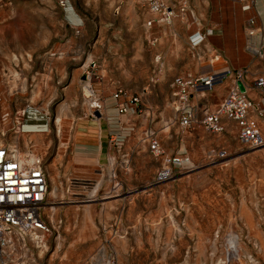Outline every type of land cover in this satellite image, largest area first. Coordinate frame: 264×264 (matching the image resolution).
I'll use <instances>...</instances> for the list:
<instances>
[{
    "label": "rangeland",
    "instance_id": "obj_1",
    "mask_svg": "<svg viewBox=\"0 0 264 264\" xmlns=\"http://www.w3.org/2000/svg\"><path fill=\"white\" fill-rule=\"evenodd\" d=\"M151 1L172 11L168 23L157 22ZM247 19L238 0H10L0 9V141L30 148L47 175L52 231L32 264H264V145H239L232 124L220 135L181 129L171 98L173 79L206 72L213 52L216 72L243 66L264 78V49L251 51ZM195 33L203 41L191 47ZM226 82L203 100L213 106ZM118 91L139 99L135 113L116 112ZM26 107L37 121L21 115ZM102 117L110 148L96 166L95 148L77 146L74 129ZM17 123L46 130L15 135ZM175 156L188 165L165 163ZM230 233L238 258H225Z\"/></svg>",
    "mask_w": 264,
    "mask_h": 264
},
{
    "label": "built area",
    "instance_id": "obj_2",
    "mask_svg": "<svg viewBox=\"0 0 264 264\" xmlns=\"http://www.w3.org/2000/svg\"><path fill=\"white\" fill-rule=\"evenodd\" d=\"M10 0H0L2 9ZM240 10H251V0H238ZM149 11L157 16L158 23H168L172 11L160 1H151ZM150 25V22L147 23ZM260 31L255 26L254 19L248 18L245 28L247 38H255ZM203 37L192 35L189 38L191 47L200 44ZM215 56L208 61V69L202 74H188L174 78L171 87L174 88L171 98L174 112L179 117L181 129L189 131L198 127L211 134H221L225 119L236 126V140L239 145L250 149H258L264 145L257 123L249 116L253 109V102L248 98L243 86L247 77L246 69L215 71ZM231 79L233 84L226 96L212 112L202 110L197 118L195 109L191 106V97L203 96L210 92L214 85ZM253 89L264 100V78H254ZM240 87V89H239ZM89 109L98 113L101 103L93 91L87 95ZM112 99L117 102L115 108L119 115L135 113L139 104L136 96H128L124 92H114ZM22 116L30 121H37L36 111L30 107L23 110ZM26 128H29L28 130ZM44 124L17 123L14 134H28L31 132L44 133ZM148 148L153 157H159L160 151L157 139L152 135L146 136ZM26 148V147H25ZM30 149V148H29ZM19 149L0 141V264H32L33 253L46 249L47 238L52 228L44 220V206L47 195V175L42 159L31 150ZM222 154H218V157ZM175 166L188 165L185 157H172L165 161ZM169 176L168 168H162L156 180L163 181ZM251 263V262H250Z\"/></svg>",
    "mask_w": 264,
    "mask_h": 264
},
{
    "label": "crops",
    "instance_id": "obj_3",
    "mask_svg": "<svg viewBox=\"0 0 264 264\" xmlns=\"http://www.w3.org/2000/svg\"><path fill=\"white\" fill-rule=\"evenodd\" d=\"M260 1H261V9L256 7V0H251V4H252L251 10L244 12V13L248 14V18L252 17L254 19L255 26L260 31L259 35L256 36L255 38H249V39L247 38L251 51H262L264 49V28L262 27L259 16H258L260 14V12L264 11V0H260ZM240 7H241V4H240ZM195 34L200 36L199 33H195ZM235 51L237 53L240 52V48H238V47L235 48ZM228 52L229 51H227L226 53H228ZM211 56H213V57L218 56L219 57L218 60L214 61V66H215V68L218 69L217 63L221 64L219 62V60H221L220 54H216L215 52H213ZM210 57H209V59H210ZM213 57H212V59H213ZM212 59H210L208 61H211ZM243 68H245L248 72L247 77L244 79L243 86L246 88L248 98L251 101H254L253 98H255V96H257L256 95L257 92H256V90L253 89L252 81L257 76H255L256 74L253 73L251 70H248L246 67L242 66L239 69H243ZM236 70H238V69H236ZM226 81L227 82L224 85V88L221 90V94L219 95V98L215 102H212L213 106H211V104H209V101H207L206 98H205V101L203 100L204 95L203 96H195L194 95L193 97H191L190 103H191V106L195 109L196 115L198 118H200V116H201V114L200 115L198 114V112L200 113V109H202V110L206 109L209 112H212L213 110H215V108L218 106V104L221 102V100L226 96L228 90L230 89L231 85L233 84L231 79L226 80ZM225 89H226V92L224 91ZM256 107L259 109L262 107L264 109V100H259V102H257V104H256ZM255 115L256 114L254 113L253 110L251 112H249V116L252 119H254L255 122L257 123L256 117H258L260 115H257V116H255ZM261 117H262V115H261ZM221 122L224 126V132H225L226 127L229 126L230 124H232L234 126V129L236 130V126L234 123L229 122L225 119H222ZM257 126H258V124H257ZM258 128H259V126H258ZM26 129L28 130L29 128H26ZM120 129H122V126H121V124H118V130H120ZM259 131H260V129H259ZM110 132H111V123L105 117L98 118L96 120L87 118L85 120H77V122H76L75 129H74L75 143L77 146H79L83 149H85L87 147L95 148V157H94V160L92 162H94L96 166L99 165L100 157L103 156V154L108 153V149L110 148V143H109L110 140L108 139ZM204 132H206V131H204ZM206 133H208V132H206ZM208 134H211V133H208ZM211 135H215V134H211ZM218 135H220V134H218ZM184 157H186V156H184ZM187 160H188V158H187Z\"/></svg>",
    "mask_w": 264,
    "mask_h": 264
},
{
    "label": "bare ground",
    "instance_id": "obj_4",
    "mask_svg": "<svg viewBox=\"0 0 264 264\" xmlns=\"http://www.w3.org/2000/svg\"><path fill=\"white\" fill-rule=\"evenodd\" d=\"M92 195H94V194H92ZM226 238L227 239H226V242H225V248H226V250H225V258L226 257L227 258H238V256H239V254H238L239 253L238 252L239 251V248H238L239 242H238L237 236L233 235L232 233H230Z\"/></svg>",
    "mask_w": 264,
    "mask_h": 264
},
{
    "label": "water",
    "instance_id": "obj_5",
    "mask_svg": "<svg viewBox=\"0 0 264 264\" xmlns=\"http://www.w3.org/2000/svg\"><path fill=\"white\" fill-rule=\"evenodd\" d=\"M239 89H240V87H239Z\"/></svg>",
    "mask_w": 264,
    "mask_h": 264
}]
</instances>
